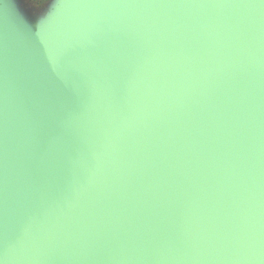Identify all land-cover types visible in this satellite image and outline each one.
<instances>
[{
  "label": "water",
  "instance_id": "water-1",
  "mask_svg": "<svg viewBox=\"0 0 264 264\" xmlns=\"http://www.w3.org/2000/svg\"><path fill=\"white\" fill-rule=\"evenodd\" d=\"M134 2L72 1L46 78L0 54V264H264V22L177 0L147 62Z\"/></svg>",
  "mask_w": 264,
  "mask_h": 264
},
{
  "label": "rangeland",
  "instance_id": "rangeland-1",
  "mask_svg": "<svg viewBox=\"0 0 264 264\" xmlns=\"http://www.w3.org/2000/svg\"><path fill=\"white\" fill-rule=\"evenodd\" d=\"M72 1L0 0V54H14L33 74L50 76L56 56L66 45L58 28ZM129 11L133 26L146 25L152 31L136 47L140 57L147 62L167 60L185 37L177 0H135ZM241 19L251 28L262 24L264 0H243ZM46 34H51V45L42 47L40 42Z\"/></svg>",
  "mask_w": 264,
  "mask_h": 264
}]
</instances>
